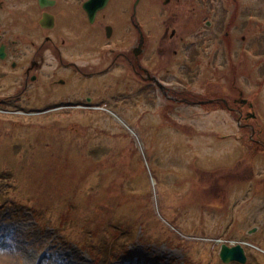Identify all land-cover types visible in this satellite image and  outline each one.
Wrapping results in <instances>:
<instances>
[{
	"label": "rangeland",
	"instance_id": "obj_1",
	"mask_svg": "<svg viewBox=\"0 0 264 264\" xmlns=\"http://www.w3.org/2000/svg\"><path fill=\"white\" fill-rule=\"evenodd\" d=\"M245 1L249 4L255 0ZM237 2L184 0L185 15L198 17L204 13L205 20L215 22L209 28L201 23L205 34L195 39L198 43L194 51L215 52L219 41L215 38H220V32L229 24L232 29L245 24L249 28L242 33L258 54V59L249 58L239 47L242 42H231L226 56L220 46L213 61L206 62L215 70L192 67L203 79L190 91L201 96L206 87L217 97L216 89H234L236 84L245 97H254L257 110L262 112L264 50L260 47L264 44L255 43L264 37L260 24H264V6L254 9L244 4L241 15H237ZM253 14H257L256 22L249 19ZM239 31L234 30V34L240 35ZM223 63L227 65L221 66ZM171 85L181 87L178 80ZM135 99L123 103L122 109L109 105L116 116L95 110L93 117H86L69 114L72 110H68V115L54 119H34L39 129L50 128L46 129L49 134L35 132V142L33 129L4 124L0 118V264H95L89 254L92 249L103 251L104 260H110V264H191L187 256H193L198 264H226L219 258L222 241L264 240V224L261 233L246 234L249 228L264 223V180L254 182L255 177L250 178L255 173L264 175V153L249 146L247 138L239 137L242 129L233 114L205 103L179 106V120L185 118L195 126L191 130L200 133L185 134L160 129V119L152 111L144 112L149 111L151 103L140 106L142 102ZM217 134L225 138L219 142ZM234 145L235 150L229 154ZM221 170L224 174L217 173ZM228 175H235L240 182L234 184ZM151 192L155 193L152 209L146 202ZM104 201L110 209L120 211L108 226L125 224L134 217V208H147L144 215L151 216L135 228L134 241L118 258L113 257L111 237L99 238L94 227L78 226L79 222L89 223L90 218L84 216L89 202L93 207ZM144 226H163L195 247L187 252L180 241L175 246L144 243L140 239L146 232ZM85 232L81 240L90 251L81 249L76 241ZM172 236L174 241L169 242L175 243L178 238ZM249 252L252 264H264L255 259V251Z\"/></svg>",
	"mask_w": 264,
	"mask_h": 264
},
{
	"label": "flooded vegetation",
	"instance_id": "obj_2",
	"mask_svg": "<svg viewBox=\"0 0 264 264\" xmlns=\"http://www.w3.org/2000/svg\"><path fill=\"white\" fill-rule=\"evenodd\" d=\"M244 1L237 2L239 15ZM183 2L0 0V114L42 119L72 110L89 117L99 104L122 109L133 98L176 113L177 102L204 101L185 89L201 78L190 73L193 62L202 64L195 39L212 20L185 15ZM177 80L180 88L171 85ZM233 87L217 103L260 142L255 104Z\"/></svg>",
	"mask_w": 264,
	"mask_h": 264
},
{
	"label": "trees",
	"instance_id": "obj_3",
	"mask_svg": "<svg viewBox=\"0 0 264 264\" xmlns=\"http://www.w3.org/2000/svg\"><path fill=\"white\" fill-rule=\"evenodd\" d=\"M111 207L113 206V202L110 201ZM97 209L95 211L93 210L92 214L90 217L92 218V223L87 224L86 226L89 227H94L96 232H99V238L101 237H111L112 239H115L116 237L119 238L121 235L120 239L113 245V248L115 249V252L117 250L125 249L126 247H123L124 240L128 239L129 237L133 238L134 237V230L137 228V226H129L127 224H123V226H108L109 222L117 217L119 215L120 211H117V208H111L106 205L105 201L102 204H98ZM142 212L145 210L142 209ZM147 214V210H146ZM140 218H143L140 216ZM92 225V226H91ZM149 226H146L148 229ZM88 232L81 233L77 236L76 241H78L81 244H86L84 243L81 238L85 237ZM152 236H155V231L151 233Z\"/></svg>",
	"mask_w": 264,
	"mask_h": 264
},
{
	"label": "water",
	"instance_id": "obj_4",
	"mask_svg": "<svg viewBox=\"0 0 264 264\" xmlns=\"http://www.w3.org/2000/svg\"><path fill=\"white\" fill-rule=\"evenodd\" d=\"M220 256L225 262H229L231 260H240L244 262L246 260L244 250L240 245L235 247H228L227 245H224Z\"/></svg>",
	"mask_w": 264,
	"mask_h": 264
},
{
	"label": "bare ground",
	"instance_id": "obj_5",
	"mask_svg": "<svg viewBox=\"0 0 264 264\" xmlns=\"http://www.w3.org/2000/svg\"><path fill=\"white\" fill-rule=\"evenodd\" d=\"M34 259H35V261H37L38 258H34ZM38 261H39V259H38Z\"/></svg>",
	"mask_w": 264,
	"mask_h": 264
}]
</instances>
